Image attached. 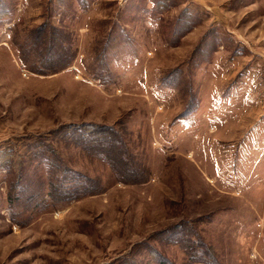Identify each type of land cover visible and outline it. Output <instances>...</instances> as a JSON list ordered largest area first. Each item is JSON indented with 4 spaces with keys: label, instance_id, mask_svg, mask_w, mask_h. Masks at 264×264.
<instances>
[{
    "label": "rangeland",
    "instance_id": "obj_1",
    "mask_svg": "<svg viewBox=\"0 0 264 264\" xmlns=\"http://www.w3.org/2000/svg\"><path fill=\"white\" fill-rule=\"evenodd\" d=\"M0 2V264H264V0ZM43 24L69 67L21 65ZM40 140L91 187L53 211L16 172Z\"/></svg>",
    "mask_w": 264,
    "mask_h": 264
},
{
    "label": "trees",
    "instance_id": "obj_2",
    "mask_svg": "<svg viewBox=\"0 0 264 264\" xmlns=\"http://www.w3.org/2000/svg\"><path fill=\"white\" fill-rule=\"evenodd\" d=\"M160 8H163V7H160ZM2 16L3 15L0 13V20ZM26 37L29 39L31 44L38 47V49L40 48L38 51L40 52V54H37L38 57L37 56L34 57L35 60L38 61V65H36L30 59V57H28L27 55L28 52H25V49H24L25 44L22 46L21 51L19 52V55H20L19 61L21 65L25 69L30 70L31 72L51 73L60 68L61 69L67 68L72 63L75 57L76 52L74 49H72L69 42L66 43L67 40H65V38L63 37V31L61 29H56L54 27L47 26V24H43L37 27L36 30L32 29V31L28 32ZM54 47H56L55 51L52 50ZM63 56L64 58L62 60ZM57 57L60 58V61L58 62H56ZM61 62L62 64L59 65ZM26 64H31V66H27ZM190 115H191V112L189 113L188 116ZM77 132L79 131L76 130V131H73L72 133H68V141L70 143L71 142L73 143L76 140L75 134H77ZM33 146L36 149L33 154H34V157H36V159L38 160V163L36 164V167L39 168L37 170L38 172L31 175L29 168L25 166H22L19 169L17 170L15 169V170L16 172L19 173V177L23 178L22 179L23 181H31L32 177H33L32 178L33 180H37L39 182V185L37 189L35 190L39 192L38 195L40 197L45 196V198L39 199L37 201L35 194L32 190H30V187L24 186L23 189L28 191L22 194L24 204L31 205V206L42 204V208H44L42 209L43 212L53 211L69 203V201L66 200L67 199L66 195H67V191H69V189H71L73 185L75 184L77 186L79 185V188H76L75 189L76 191L74 190L72 191V194L75 193V195H72V194L68 195V196H71V199H73V197L74 198L78 197L90 191V188H91L90 185L85 184V182H82V177L70 175L67 179L66 175L68 173H65L66 171H64V169L60 168L59 166L55 168L56 165H54L55 163L53 162V159L50 158L51 155L53 156L52 154L53 151L49 149V143L47 142V140H40V143H36ZM10 150L11 149H7V151L2 150L0 153V156L5 159L4 163L8 167L10 174L11 173L15 174V171L9 167L13 166V163L15 162L18 163L20 160L14 157V155H12L11 152L9 153ZM49 158L51 159L50 161H49ZM47 161L51 163L48 165L49 169L54 168L60 171L61 177L59 179H57L56 177H51L49 179L48 177H46V175H44L46 173L43 171V169L47 166ZM15 187L16 185H13L12 189L14 190ZM16 198H20V195L14 193V197L10 196L9 202L11 204H17ZM186 235L188 234L186 233ZM195 245H198V244L196 243ZM201 246L202 245L197 246V247L200 248ZM203 252L202 251L197 252V250H193V252L187 253V254L191 261H194V262L202 261L205 264L206 263L208 264L207 258L208 256H210V254L209 252L208 254H206L207 251L205 250H203ZM158 264H163V263L159 262Z\"/></svg>",
    "mask_w": 264,
    "mask_h": 264
},
{
    "label": "crops",
    "instance_id": "obj_3",
    "mask_svg": "<svg viewBox=\"0 0 264 264\" xmlns=\"http://www.w3.org/2000/svg\"><path fill=\"white\" fill-rule=\"evenodd\" d=\"M232 37V36H231ZM232 40L234 41V44H237V45H241V44H243V43H241V42H238V43H236L237 41L232 37ZM233 41H231L232 42V44H233ZM239 43H241V44H239ZM245 47H244V46ZM243 45H241L242 47H244V49H245V52L243 53L244 55H242L241 57L242 58H244V59H247L246 60V62H249L250 60H251V57H252V55H253V53H255L253 50H251V49H249L248 47H246V45L245 44H243ZM258 54V53H257ZM259 79V76H258V78L256 79V80H258Z\"/></svg>",
    "mask_w": 264,
    "mask_h": 264
},
{
    "label": "built area",
    "instance_id": "obj_4",
    "mask_svg": "<svg viewBox=\"0 0 264 264\" xmlns=\"http://www.w3.org/2000/svg\"><path fill=\"white\" fill-rule=\"evenodd\" d=\"M124 1H126V0H118V2H124Z\"/></svg>",
    "mask_w": 264,
    "mask_h": 264
}]
</instances>
